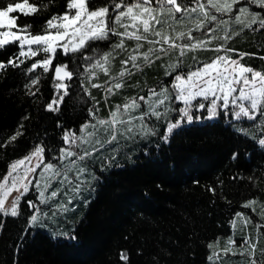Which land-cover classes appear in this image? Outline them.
<instances>
[{
	"label": "trees",
	"instance_id": "trees-1",
	"mask_svg": "<svg viewBox=\"0 0 264 264\" xmlns=\"http://www.w3.org/2000/svg\"><path fill=\"white\" fill-rule=\"evenodd\" d=\"M9 2L11 0H0V9ZM36 2L41 3V10L35 15L11 14L19 16L17 24H30L32 33L41 32L45 22L53 15L63 13L66 6V0ZM248 6L255 8L254 5ZM126 43L134 45L135 42ZM103 44L100 42L101 49L106 50ZM228 47L235 49L229 53L233 58H237L238 53H254L245 56L241 63L264 72V60L259 59L264 55V30L250 32L244 29L229 41ZM17 51L15 43L0 49V62L6 63ZM89 54L96 56L99 53ZM192 55L206 60L216 54L200 50L188 54ZM123 58V55L116 56L110 75L120 71ZM39 59L41 56L38 55L26 59L19 68L0 69V144L8 140L21 122L24 125L22 135L6 147H0V177L7 173L10 164L29 155L40 142L52 150H46L45 162H48V156L62 146V130H78L83 122L91 119L89 108L99 109L97 119L108 118L109 111L116 104L130 102L133 96L147 94L150 87H159L172 80L171 76L165 75L159 61L158 66H145L143 73L125 77V87L116 95H109L103 88L91 87L84 70L88 62L80 61V74L70 82V95L65 97L58 112H48L45 104L54 94L51 86L53 73H43L39 68L34 73L25 72L34 60ZM68 59L58 55V61ZM191 64L190 59L184 58L183 65ZM37 75L40 76V83L36 85L39 92L34 97L24 85ZM97 77L93 83L103 84L109 79L100 72ZM85 89L91 96L85 93ZM25 115L29 118L22 121ZM152 122L149 121L150 126ZM155 123L157 132H163L162 122ZM232 124L242 126L243 122H230V118L225 119L221 113L216 120L185 125L168 143H163L158 134L137 136L122 142L117 153L108 154L115 155V160L101 158L105 159L102 164L96 154L89 168L92 176L87 181V185L94 182L90 203L79 202L75 210L65 216L58 215L51 220L42 217L47 227L34 226L26 233L31 212L24 200L31 199L41 208L49 207L40 205L37 192L30 191L21 202L20 216H0L4 221L0 229V264H124L119 259L121 250L128 253V264H211L208 244L218 240L220 248L223 247L232 232L230 220L234 213L244 212L253 220L259 219L251 209L242 208V203L250 198L264 202V148L256 142L259 134L256 138H245L234 130ZM234 150L240 153L237 160L231 159ZM249 176L254 182L249 181ZM158 184L161 187L158 188ZM209 189H215V192ZM76 195L61 193L65 201L69 197L74 200ZM57 226L75 230L77 240L69 243L52 239L51 234L56 232ZM246 233L254 234L252 225L244 229L237 219L236 236L233 237L237 244ZM216 248L214 245L212 251H217ZM260 248H264V235L260 237L257 256ZM236 250L240 251L239 248ZM226 258L219 264H230V259ZM244 260L246 257L233 261L238 264Z\"/></svg>",
	"mask_w": 264,
	"mask_h": 264
},
{
	"label": "snow or ice",
	"instance_id": "snow-or-ice-1",
	"mask_svg": "<svg viewBox=\"0 0 264 264\" xmlns=\"http://www.w3.org/2000/svg\"><path fill=\"white\" fill-rule=\"evenodd\" d=\"M248 5L255 8L250 9ZM43 7L46 8L47 4ZM40 10L41 3L36 0H11L0 9V49L13 43L18 48L6 63L0 62V69L19 68L26 59L41 56L25 72L34 73L39 68L43 73H53L51 86L54 94L45 104L46 111L60 110L65 97L70 95V82L80 74V61L88 62L84 70L91 87L103 88L109 95H116L125 87V77L143 73L145 66L151 67L156 61L162 62L160 66L172 80L159 87H150L147 94L133 96L130 102L116 104L109 111L108 118L97 119L99 109L89 108L91 119L83 122L78 130L63 129L62 146L48 156V162H45V153L52 150L40 142L29 155L10 164L7 173L0 177V216H20L21 202L31 190L38 193L40 205H49L41 208L31 199L24 200L31 212L26 233L34 226L46 228L42 217L51 220L74 211L73 199L69 197L65 201L64 196L68 192L79 194L82 191L92 176L89 168L93 156L99 154L97 159L115 160V155L108 154L117 153L122 142L128 139L158 134L163 143H168L185 125L201 120L213 121L223 113L230 122H243L242 126L231 125L241 136L256 138L259 134L256 142L264 148V72L241 63L245 56L254 53H238L237 58H233L229 53L235 49L228 47L229 41L244 29L250 32L264 30V0H66L65 11L48 19L39 33H32L30 24H17L19 16L11 15L30 16ZM225 16L228 19L222 18ZM229 21L242 27L230 29ZM197 32L200 35H194ZM127 41L135 43L128 45ZM100 42H104L106 50L101 49ZM214 42L220 43L211 47ZM200 50L212 51L216 55L206 60L188 56ZM97 52L96 56L89 54ZM77 53L80 55L76 56ZM58 55L69 59L58 61ZM117 55L124 56L120 60L122 67L110 75L111 64ZM186 57L192 61L191 65H183ZM259 59L264 60V55ZM97 72L109 79L103 84L93 83L98 78ZM39 83L40 76L37 75L24 87L35 97ZM80 87H84L83 83ZM85 93L91 96L87 89ZM28 118L25 115L22 121ZM149 121H153L151 126ZM155 122H162L163 132H157ZM23 127L21 122L0 147H6L22 135ZM57 127H60L59 122ZM239 155V151L234 150L231 159L237 160ZM105 159H101L102 164ZM248 179L254 182L252 176ZM209 190L215 192V189ZM13 191L17 195L8 204ZM241 207L251 209L259 219L253 220L244 212H236L230 220L231 228L233 231L237 229L239 219L244 229L252 225L254 234L246 233L239 244L228 237L225 246L217 251L212 249L214 245L219 246V241L209 242L208 260L211 264H219L226 257L237 255V248L240 249L239 255L246 257L238 264H264V248L259 249L260 255L257 256L259 240L264 235V202L250 198ZM3 223L0 220V229ZM51 235L52 239L69 243L77 240L75 230H57ZM16 247L20 249L19 244ZM119 259L128 264V253L121 250Z\"/></svg>",
	"mask_w": 264,
	"mask_h": 264
},
{
	"label": "rangeland",
	"instance_id": "rangeland-1",
	"mask_svg": "<svg viewBox=\"0 0 264 264\" xmlns=\"http://www.w3.org/2000/svg\"><path fill=\"white\" fill-rule=\"evenodd\" d=\"M250 8V7H249ZM233 15H235V13H233ZM223 19H228V18H223ZM240 27H242L241 25H235V24H232L231 23V21H229V28L230 29H232V28H240ZM0 31H2V30H0ZM13 31H15V29H13ZM194 35H197L198 36V32L197 33H194ZM217 43H220V42H214L213 44H216L217 45ZM131 44V43H130ZM146 47H148L147 45H145V48ZM162 62L160 61V64H161ZM159 64V61H157V64H153L152 65V68H153V66L155 65V66H158V65H160ZM112 65V64H111ZM135 114H137V113H133V115H135ZM108 117V116H107ZM95 158H96V156H93V158H92V160H95ZM34 163H35V161H34ZM10 167V166H9ZM8 170H9V168H8ZM7 170V171H8ZM37 171L39 172L40 171V169H37ZM51 190V189H50ZM94 190V182H91V183H89L88 185H87V183H86V185H85V187L82 189V191L79 193V194H77L76 196H75V199L73 200V204L75 205V208L77 207V204L79 203V202H81V203H83V204H86L85 203V201H89L90 200V195L92 194V191ZM31 191H35V190H31ZM90 191V192H89ZM38 194V193H37ZM17 195V193L15 192V191H13L12 193H11V195L8 197V201H7V203L8 204H10L11 203V201H12V199L15 197ZM44 207H46V205H43ZM69 207H71V206H69ZM71 211H68L67 213H65L64 214V216L65 215H67L68 213H70ZM243 224V223H242ZM68 228H69V225L67 226ZM67 227H61V226H57L56 227V231L57 230H63V231H68V229H67ZM232 230V229H231ZM236 236V230L235 231H233L232 230V232H231V234H230V237L233 239V237H235ZM227 241V240H226ZM226 241L224 242V245H223V247L225 246V244H226ZM219 248H220V246L219 247H217L215 250H219ZM237 251V255H235V256H228L226 259H230V264H235L234 263V261H239V260H241V259H244V256H240L239 255V252H238V250H236ZM234 261H233V260Z\"/></svg>",
	"mask_w": 264,
	"mask_h": 264
}]
</instances>
